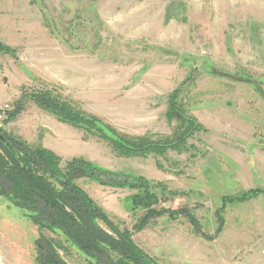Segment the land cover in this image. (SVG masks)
Listing matches in <instances>:
<instances>
[{
  "label": "rangeland",
  "instance_id": "374dc122",
  "mask_svg": "<svg viewBox=\"0 0 264 264\" xmlns=\"http://www.w3.org/2000/svg\"><path fill=\"white\" fill-rule=\"evenodd\" d=\"M0 43L15 52L0 53V110H11L22 92L49 88L133 136L172 137L178 123L166 118L168 100L192 77L184 103L204 131L182 152L119 158L95 138L76 148L106 169L149 179L154 208H188L202 234L214 236L226 197L264 191V0H0ZM26 105L37 124L53 122ZM4 118L0 127L13 135L17 119L4 125ZM78 184L158 264H264L262 194L226 201L224 229L208 241L184 216L166 214L134 231L147 210L133 212L130 199L142 191ZM40 237L64 240L40 231L0 191V264H37ZM65 246L58 250L65 264H96Z\"/></svg>",
  "mask_w": 264,
  "mask_h": 264
},
{
  "label": "trees",
  "instance_id": "16d2710c",
  "mask_svg": "<svg viewBox=\"0 0 264 264\" xmlns=\"http://www.w3.org/2000/svg\"><path fill=\"white\" fill-rule=\"evenodd\" d=\"M0 53L15 55L11 47L2 43ZM189 78L175 89L168 100L167 120L178 123L172 137L154 139L150 135L122 133L49 88L34 89L32 93L22 92L13 108L1 109L0 115H5L3 124L8 125L23 112L24 101L29 99L60 122L81 130L85 141L95 138L105 143L119 158L164 157L169 151L182 152L187 148L189 138L204 131L184 103V88L193 83L189 82L192 77ZM0 132L6 139L5 143L0 141L1 193L13 199L40 231L60 233L64 238L49 240L40 237L36 241L39 251L37 264H65L58 250L66 251V243L76 246L96 264H158L134 242V233L116 225L78 184L83 178L106 187L142 191V194L130 199L133 212L147 210L134 231H142L152 219L168 214L171 219L187 217L196 232L202 234L199 221L188 208H154L159 203V197L152 192L151 182L146 177L111 171L82 158L63 160L51 150L31 147L2 127ZM157 165L163 169L162 164ZM261 194L264 195V191L251 189L234 198L226 197L224 205L217 211L219 225L214 236L202 234L203 237L213 241L222 233L225 226L222 211L226 201L245 203ZM98 221L105 228L98 226Z\"/></svg>",
  "mask_w": 264,
  "mask_h": 264
},
{
  "label": "crops",
  "instance_id": "0c3cea01",
  "mask_svg": "<svg viewBox=\"0 0 264 264\" xmlns=\"http://www.w3.org/2000/svg\"><path fill=\"white\" fill-rule=\"evenodd\" d=\"M43 83H46L48 85H53L57 82H43ZM60 83H63V82H60ZM65 85L71 86L73 85V82L72 83L65 82ZM36 109H38V112L41 114L44 113V115L53 116L52 114L39 109L37 106H36ZM167 110H168V107H167ZM29 112L30 111H28L27 105L24 106L23 112L17 118L16 126H11V128H9L10 131L13 132V135L18 136L19 138H22L23 140L28 142V144L33 148H46L48 150H51L56 155L61 157L63 160H70L73 158L85 159L81 153L76 152L77 147L81 148L83 147V145L87 144V142H85L84 139L82 140L81 133L83 132L81 130L75 127H72L68 124H64L60 122L55 116H53L54 120L51 123H43V124L38 123L37 124L36 117H34ZM39 113L34 112L35 116H39ZM11 123H9V125ZM261 231L264 232V228H262ZM261 241L263 242L264 239ZM263 249H264V245H261V248L259 250L260 256H262L261 253L264 252Z\"/></svg>",
  "mask_w": 264,
  "mask_h": 264
},
{
  "label": "water",
  "instance_id": "95a60500",
  "mask_svg": "<svg viewBox=\"0 0 264 264\" xmlns=\"http://www.w3.org/2000/svg\"><path fill=\"white\" fill-rule=\"evenodd\" d=\"M0 141L2 143H5L6 142V139L4 138L3 134L0 132Z\"/></svg>",
  "mask_w": 264,
  "mask_h": 264
}]
</instances>
